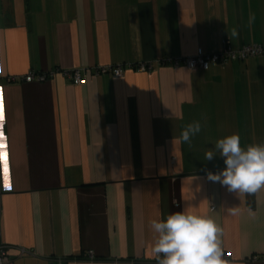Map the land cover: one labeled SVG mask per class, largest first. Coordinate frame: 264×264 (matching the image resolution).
Returning <instances> with one entry per match:
<instances>
[{"label": "crops", "instance_id": "1", "mask_svg": "<svg viewBox=\"0 0 264 264\" xmlns=\"http://www.w3.org/2000/svg\"><path fill=\"white\" fill-rule=\"evenodd\" d=\"M223 41L264 47V0H0V245L12 264H157L149 221L187 206L222 228L228 264H264V189L238 196L207 178L224 158L205 160L233 133L264 143V55L158 63ZM73 70L84 84L61 74ZM30 73L52 76L19 81ZM193 121L202 130L184 143Z\"/></svg>", "mask_w": 264, "mask_h": 264}, {"label": "clouds", "instance_id": "2", "mask_svg": "<svg viewBox=\"0 0 264 264\" xmlns=\"http://www.w3.org/2000/svg\"><path fill=\"white\" fill-rule=\"evenodd\" d=\"M254 18L250 16V24ZM232 35H237L235 29ZM201 130L200 121L188 123L179 139L190 144L191 138ZM217 153L224 158L225 167L216 173L208 172L210 181L220 183L238 196L264 189V143L242 147L240 136L233 133L219 139L205 153V160L211 161ZM232 214H237L236 209ZM149 228L153 234L151 258L157 264H228L223 258L222 228L207 212H194L187 206L163 219L150 220Z\"/></svg>", "mask_w": 264, "mask_h": 264}, {"label": "built area", "instance_id": "3", "mask_svg": "<svg viewBox=\"0 0 264 264\" xmlns=\"http://www.w3.org/2000/svg\"><path fill=\"white\" fill-rule=\"evenodd\" d=\"M264 55V47L260 45H247L243 46L240 49L232 50L227 41H223L222 49L219 52L214 53H198L193 57L182 58V59H167L164 61H159V64H171L174 67L183 64L189 71L194 70H206L211 66H224L231 61H244L248 58L258 57ZM137 70L140 72H145L150 70V66L146 64H141L137 67ZM102 72H104L102 70ZM114 75L120 76L122 74L121 67H116L113 70ZM62 76L70 79L74 86H80L84 84V79L81 77L78 70L73 71H64L61 72ZM52 74H28L22 78H19L20 82L31 83V82H44ZM8 84H13L17 82V78L8 77L6 78ZM89 258L92 259V255L89 254ZM253 262L259 261L258 257L251 259ZM0 264H12V260L7 256L5 248L0 245ZM57 264H66L65 260H60Z\"/></svg>", "mask_w": 264, "mask_h": 264}]
</instances>
